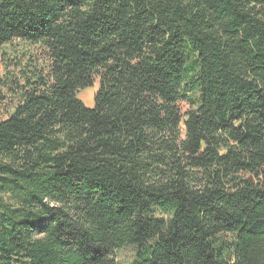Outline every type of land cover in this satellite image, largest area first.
<instances>
[{
	"label": "trees",
	"instance_id": "1",
	"mask_svg": "<svg viewBox=\"0 0 264 264\" xmlns=\"http://www.w3.org/2000/svg\"><path fill=\"white\" fill-rule=\"evenodd\" d=\"M14 40L0 264H264V0H0Z\"/></svg>",
	"mask_w": 264,
	"mask_h": 264
},
{
	"label": "rangeland",
	"instance_id": "2",
	"mask_svg": "<svg viewBox=\"0 0 264 264\" xmlns=\"http://www.w3.org/2000/svg\"><path fill=\"white\" fill-rule=\"evenodd\" d=\"M43 52L34 46H28L18 41H13L11 44H6L0 47V84L2 81L9 82L13 79L19 83V86L24 84V76L29 74L28 69H32L33 65L38 66L40 56ZM10 78V79H9ZM98 79L94 80L93 86L85 88L77 92V96L87 107L93 106V93L97 88ZM4 102L0 107V119L7 116V109L15 102L13 91L4 93ZM178 107L182 114V122L179 125L181 138L185 130L184 122L185 112L189 109L188 101L181 100ZM132 259V250L123 249L117 253V264H130Z\"/></svg>",
	"mask_w": 264,
	"mask_h": 264
},
{
	"label": "bare ground",
	"instance_id": "3",
	"mask_svg": "<svg viewBox=\"0 0 264 264\" xmlns=\"http://www.w3.org/2000/svg\"><path fill=\"white\" fill-rule=\"evenodd\" d=\"M22 42V41H21Z\"/></svg>",
	"mask_w": 264,
	"mask_h": 264
}]
</instances>
